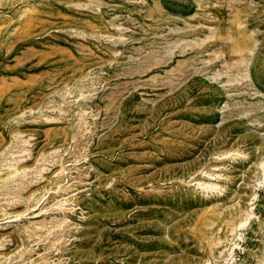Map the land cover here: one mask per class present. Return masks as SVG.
I'll return each mask as SVG.
<instances>
[{
  "label": "rangeland",
  "instance_id": "obj_1",
  "mask_svg": "<svg viewBox=\"0 0 264 264\" xmlns=\"http://www.w3.org/2000/svg\"><path fill=\"white\" fill-rule=\"evenodd\" d=\"M0 264H264V0H0Z\"/></svg>",
  "mask_w": 264,
  "mask_h": 264
}]
</instances>
